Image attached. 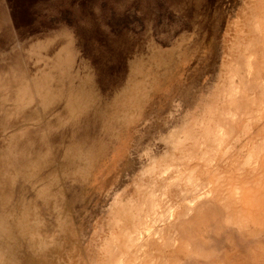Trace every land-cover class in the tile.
<instances>
[{
  "label": "rangeland",
  "instance_id": "1",
  "mask_svg": "<svg viewBox=\"0 0 264 264\" xmlns=\"http://www.w3.org/2000/svg\"><path fill=\"white\" fill-rule=\"evenodd\" d=\"M0 264H264V0H0Z\"/></svg>",
  "mask_w": 264,
  "mask_h": 264
}]
</instances>
